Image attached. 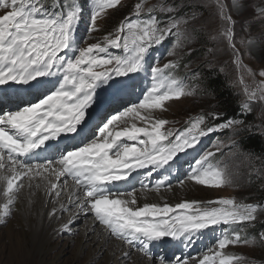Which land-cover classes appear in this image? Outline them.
I'll return each instance as SVG.
<instances>
[{
	"label": "snow or ice",
	"instance_id": "1",
	"mask_svg": "<svg viewBox=\"0 0 264 264\" xmlns=\"http://www.w3.org/2000/svg\"><path fill=\"white\" fill-rule=\"evenodd\" d=\"M92 2L86 29L89 36L99 30L98 20L106 10L120 4V0ZM216 3L221 19L233 25L235 21L227 14L223 0H216ZM233 7L242 11L246 3L233 0ZM157 9L160 12L174 10L163 0L145 9V0H141L135 5L137 18H125L116 29L114 38L110 33L103 37L102 42L86 43L85 40L86 46H81L75 33L82 9L75 0L72 3L53 0L50 6L47 0H0V10H3L0 14V97L11 95L19 101L14 110L0 109V219L11 214L22 190H28L29 205L31 197L43 191L45 205L49 202L53 205L49 216L57 214V204L59 211L71 213L68 223L62 226L64 230L79 213H91L111 237L142 253L149 261L153 259L151 246L165 238L191 243L193 236L211 226L228 225L231 228L245 222L251 224L257 219L258 205L239 203L231 198L207 202L219 205L216 207H200L197 201L174 205L167 201L145 202L140 206L138 200L146 198L149 191L160 193L166 184L171 188L167 176L157 180L152 187L141 181L139 190H113L109 187L127 181L136 169L152 166L156 170L169 165L179 153L194 147L199 137L225 129L234 135L243 130V119H222L221 114L215 111L195 117L190 126L178 134L165 130L168 120L153 118L156 110H166L167 101L193 94L180 86L172 75V70L178 67L175 61L151 66L152 83L142 99L106 117V122L102 121L93 133L94 138L81 140L71 149L57 147L58 157H45L42 162H33L37 150L48 146L46 142L62 134H79L80 126L87 122L86 115L95 101L97 89L114 77L145 71L146 58L153 45L161 44L173 34V30L176 46L191 39L180 27L187 20L169 18L167 23H163L153 14ZM145 10L151 15L147 19H139ZM258 15L264 18V8L259 9ZM195 17L196 13H193L191 19ZM223 35L239 63V51L232 43V27H227ZM121 42L127 55H107L109 47L120 48ZM253 42L250 40L249 44ZM255 43L259 47L260 41L255 40ZM168 55H175V52L170 51ZM259 75L264 76V71ZM50 77L57 78L52 88L43 82ZM4 86H8V92L3 91ZM244 91L247 99L241 105L242 115L251 112V102H264V81L256 90L250 91L246 86ZM25 96L32 98L24 99ZM137 119L145 126L137 127ZM209 120L216 123H208ZM173 136L174 139H170ZM121 138L136 143H128ZM231 143L234 145L235 141ZM213 155L208 152L198 159L195 162L198 167L191 169L188 179L212 187L229 183L221 170L204 167V162ZM151 174L148 173L149 176ZM178 183L183 184L184 181ZM225 231L214 255L205 254L198 264H217V261L218 264H233L242 257L221 250L230 244L256 243L255 238L242 237L243 229ZM260 241L264 242V233L260 234ZM131 254L125 250L122 258L130 259ZM159 264L168 262L161 256ZM176 264H188V260L178 259Z\"/></svg>",
	"mask_w": 264,
	"mask_h": 264
},
{
	"label": "rangeland",
	"instance_id": "2",
	"mask_svg": "<svg viewBox=\"0 0 264 264\" xmlns=\"http://www.w3.org/2000/svg\"><path fill=\"white\" fill-rule=\"evenodd\" d=\"M140 2L141 0H120V4L115 8L106 10V14L98 20L99 30L89 36L86 29L93 2L88 0V5L82 12L81 20L77 25L76 39L81 46H86V43L102 42L103 37L110 33L114 38L116 29L121 22L125 21V18L129 20L137 18L135 5ZM160 2L161 0H145V9L156 6ZM163 2L174 10L160 12L157 9L153 14L163 23H167L169 18L187 20V23H182L180 27L191 39L184 40L180 46H176L175 30H173V34L168 35L161 44L153 45L149 49L145 71L129 74L127 77H114L108 84L97 89L95 101L86 115V124H91V130L86 134L85 140L87 137L88 139L94 138L93 133L96 132L97 126L101 125L102 121L106 122L105 118L114 114L117 109L123 110L124 107L130 106L133 102L138 103L142 99L143 94L152 83L150 67L157 64L162 66L169 61H175L178 67L172 70V75L180 82V86L193 93L180 99L167 101L165 103L166 110H156L153 114L154 119L168 120L169 123L165 125V130L170 129L174 134L189 127L190 121L195 117L207 116L212 111L217 112L213 96L206 93L201 95L199 82L200 74L204 71H217L222 74L226 84L239 98L240 106L247 99L245 87L248 86L250 91L256 90L258 85L264 81V76L259 75L261 71H264V18H260L258 15L259 9L264 8V0H244L246 8L242 11L233 7V0H223L227 6V14L235 21L233 25H229L227 21L221 19L216 0H163ZM193 13H196L195 19H191ZM0 14H3V10H0ZM149 15L151 14L145 10L138 18L147 19ZM229 26L232 27L234 33L232 43L239 51V63H237V56L227 37L223 35V31ZM250 40L254 42L249 44ZM255 40L260 41L259 47L256 46ZM170 51H174L175 55L169 56L168 52ZM127 54L123 48V42H121L120 48L109 47L107 51V55L112 56ZM189 56L185 69L180 71L179 64ZM191 72L199 73L191 76ZM48 79L52 83L46 85L48 88H52L57 78L50 77ZM121 79H129L131 87L127 90V96L119 99L120 103H112V101H108L109 97ZM95 114L98 116L94 119ZM240 115L247 119L243 130L238 131L235 135L231 130L225 129L199 137L194 147L179 153L173 161L169 162V165L156 170L152 166H148L133 172L140 171L142 181L149 184L150 187L154 186L157 180L165 176L169 177L170 190L168 187L161 189L169 190L167 192L176 191L179 195L178 200H165L170 204L197 201L200 202V207H216L219 205H209L207 202L231 198L239 203L258 205L257 219L251 224L245 222L232 225L231 228L228 225L211 226L193 236L191 243H186L183 239L165 238L164 241L151 246L153 264H159L161 256L166 258L168 264H176L178 259L188 260V264H193V261L198 264L205 254L214 255L218 249L219 239H222L226 234L225 230L229 232L232 228L240 230L242 225H254L264 221V199L258 198L259 192L264 188V156L257 157L248 154L239 148L238 143L239 137L245 133L259 134L264 140V102L259 100L251 102V112L242 115L241 108ZM135 123L137 127L145 126L144 122H140L139 119ZM208 123L216 122L209 120ZM143 138L141 137V139ZM170 139H174V136ZM232 141H235L234 145H232ZM130 142L136 143L128 141V143ZM221 144L222 146H220ZM137 146L140 145L137 144ZM218 146H220L219 151L217 150ZM208 152H212L214 155L204 162V167L221 170L226 174L229 183H225L221 187H212L196 184L188 179L191 169L198 167L195 162ZM56 154L59 155L58 152ZM149 172L152 173L151 176L148 175ZM131 175L126 182L132 180ZM181 180L184 181L183 184L178 183ZM136 181L140 183L137 187L140 189L141 181L137 179ZM124 184L119 183V185ZM14 207L11 214L0 222V264H104L101 260L108 251V247H105L104 254L97 255L94 245L86 242L84 247L79 250V245L82 242L81 231L84 226L81 220L70 224L67 230L59 231L54 239L48 240L49 243L42 237L36 239L34 232L21 233V243L24 242L27 247H32L33 243L38 241L39 245L24 253L25 257L19 253L16 254L13 249L15 241L10 234L11 229L20 230V227L15 223L18 210ZM41 211L43 212V210ZM98 226L103 228L100 224ZM111 238L115 239V237ZM117 241L121 242L118 239ZM163 247L166 249L171 247L170 254L160 255V248ZM221 251L242 257L241 260L234 261L233 264H264V242H261L260 238L256 239V243L253 244H230ZM124 259L119 258V264H132L131 259Z\"/></svg>",
	"mask_w": 264,
	"mask_h": 264
},
{
	"label": "bare ground",
	"instance_id": "3",
	"mask_svg": "<svg viewBox=\"0 0 264 264\" xmlns=\"http://www.w3.org/2000/svg\"><path fill=\"white\" fill-rule=\"evenodd\" d=\"M53 79V78H52ZM45 84H51L52 81H49V79L43 81ZM12 87H19L16 85H13ZM48 87V86H47ZM131 87V83L129 79H121L118 85L115 87V89L112 91V94L109 97L108 101L118 102L120 103L119 99L121 97L127 96V90ZM4 92H8L9 88L8 86L3 87ZM32 97L25 96L24 99H31ZM19 101L14 96H8L0 97V109H3L4 111H7L9 109L14 110V106ZM98 114H95L93 117L94 119L97 118ZM141 122V121H140ZM141 124V123H140ZM144 124V123H143ZM85 127L88 125L85 124ZM81 128L79 129V131ZM64 134H62L60 137H63ZM72 136L79 137V134H71ZM72 138H66L65 140H69ZM88 139V137H87ZM125 142L126 138H122ZM74 141L64 145L63 147H59L61 150L68 148L71 149L72 145L78 144L81 142L82 139L75 140ZM85 140V139H84ZM53 141L59 142L60 139L52 140L49 142H46L48 145L46 148L42 150H37V155L33 157V162H42L45 157H57L56 154L57 147L54 148L53 153H49L51 144ZM131 143V142H130ZM140 171L133 172L131 175L132 180L126 182V181H120L116 183V187L113 190L120 189L124 191H131L133 188L139 190L137 187L140 183L136 181V179L139 181H142ZM69 180V183H71V179L67 178ZM169 182V181H168ZM119 183H125L124 185H119ZM118 184V185H117ZM115 186V185H114ZM168 187L167 184L163 186L162 188ZM130 188H132L130 190ZM170 190V189H169ZM169 190H162L160 193H156L155 191H149L147 193L146 198L141 197L138 200V204L140 206L143 205L145 202H160L162 203L166 199L168 201H172L171 199H179L178 192L171 191L167 192ZM28 190L24 189L20 192L19 198L15 203V209L18 212V216L15 219V223L17 226L20 227V230H10V234L12 238L14 239L15 243L13 246L14 251H16V254L19 253L22 256L25 257L26 252L31 251V249H35L39 243L38 241H35L32 245V247H27L24 242L21 243V233H25L26 231L34 232L35 238L38 239L40 237L47 240L54 239L56 234L59 233V231L64 230L63 225L65 223H68L71 213L70 212H62L59 211V205L57 204L56 207L58 209L57 214L55 216H49L48 213L51 211L53 205L52 203H47L45 205V197L43 194V191H40L35 196L31 197L32 203L28 204ZM62 199H66L65 197H62ZM47 208V209H46ZM43 210V212L41 211ZM15 216V215H14ZM16 217V216H15ZM78 220L83 221V227H82V242L79 245V250H81L84 247V244L88 242L90 245H94L95 251L97 255L104 254L105 247H108V251L105 253L104 258L101 260L104 264H119V258H122V252L125 250L131 251V263L132 264H153V259L149 261L148 258L144 257L142 253H139L133 249H129L127 245H125L122 241L119 242L117 239L111 238L108 233L101 227H99V223L96 222L92 216L91 213L84 214L79 213L75 217L72 218V223L74 224ZM4 221L3 219H0V222ZM49 243V242H48ZM160 248V255L170 254L171 247L167 248ZM228 252V251H227ZM125 260V259H124ZM121 262V261H120Z\"/></svg>",
	"mask_w": 264,
	"mask_h": 264
},
{
	"label": "trees",
	"instance_id": "4",
	"mask_svg": "<svg viewBox=\"0 0 264 264\" xmlns=\"http://www.w3.org/2000/svg\"><path fill=\"white\" fill-rule=\"evenodd\" d=\"M73 2V0H71ZM71 2V3H72ZM53 3V0H47V5L50 6ZM61 3H70V0H61ZM75 3L82 9V12L85 11V7L88 5V0H75ZM187 59H183L179 64V70L183 71L187 65ZM199 72H191V76ZM189 75V74H186ZM185 75V76H186ZM200 90L202 91L201 95L211 94L216 103V110L221 114L222 119L227 118H240L246 121L247 117L242 118L240 115L241 106L239 105L240 100L237 96L234 95L233 90L226 84V80L222 74L217 71H204L200 74L199 82ZM239 148L251 154L253 156L261 157L264 156V140L263 138L256 133L243 134L239 137L238 140ZM216 165V163H213ZM259 199H264V188L258 194ZM241 229L243 232L242 236L248 238L252 237L255 239L260 238V234L264 233V221L257 222L254 225H242ZM239 231V229H236Z\"/></svg>",
	"mask_w": 264,
	"mask_h": 264
}]
</instances>
